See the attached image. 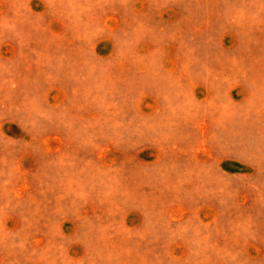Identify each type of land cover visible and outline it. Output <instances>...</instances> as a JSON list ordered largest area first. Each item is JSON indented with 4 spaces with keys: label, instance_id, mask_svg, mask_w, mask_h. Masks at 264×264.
<instances>
[{
    "label": "rangeland",
    "instance_id": "1",
    "mask_svg": "<svg viewBox=\"0 0 264 264\" xmlns=\"http://www.w3.org/2000/svg\"><path fill=\"white\" fill-rule=\"evenodd\" d=\"M0 264H264V0H0Z\"/></svg>",
    "mask_w": 264,
    "mask_h": 264
}]
</instances>
